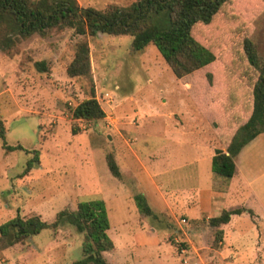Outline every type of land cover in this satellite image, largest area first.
I'll return each instance as SVG.
<instances>
[{"label":"rangeland","instance_id":"374dc122","mask_svg":"<svg viewBox=\"0 0 264 264\" xmlns=\"http://www.w3.org/2000/svg\"><path fill=\"white\" fill-rule=\"evenodd\" d=\"M134 1L78 0L81 6L99 10L109 4L128 6ZM197 33L201 41L212 46L218 58L182 78L173 74L152 44L137 52L129 35L87 36L95 94L106 112L104 119L96 121L70 117L69 107H74L90 89L87 79L70 78L66 73L75 45L82 38L72 29L52 32L46 37L35 34L20 38L9 51L0 49V126L4 127V138L0 134V224L17 211L23 216L39 214L51 223L60 210H75L79 201L101 197L103 183L115 185L114 181L109 182L113 176L106 164V155L123 145L137 149L146 166L147 173L140 168L134 172L140 183L138 191L146 193L154 210L165 208L157 187L169 194V188L183 191L194 184L190 179L194 166L185 163L199 159L197 153L203 151L191 147L206 136L211 143L215 142L213 131L214 135L219 132L217 144L224 146L235 131L236 116L246 115L242 107L232 106L235 100L229 96L233 87L247 88L248 74L252 75L243 54L245 36L251 37L264 58V2L234 0L211 27L199 28ZM40 60L47 61L49 72L37 70L35 62ZM236 68L242 76L243 72L247 75L237 77ZM106 94L109 96L104 99ZM161 113L165 114L163 120ZM169 113L174 118L168 119ZM117 117H126V121L120 123ZM167 121H175L177 128ZM73 127L77 129L76 134ZM17 145L22 149L7 148ZM161 146L164 148L157 150ZM35 150L40 153V167L32 169L27 174L30 178L24 180V168ZM152 153L158 161L149 158ZM166 154L171 157H165ZM210 158L205 156L209 169ZM176 160L180 165L172 169L171 164ZM219 177L225 179L216 175V179ZM207 184L212 182L208 179L200 182V186ZM108 202V235L115 249L104 252L107 262L183 264L186 259L188 264H220L202 260L197 252L190 251L183 217L181 224H174L165 212L157 219L140 212L126 213L122 197ZM242 224L246 232L240 247L246 249L244 256H247L253 235L248 229L249 220ZM127 225L135 227L133 232L144 233L154 226V234L168 243V251L158 248L157 252L160 257L166 253L167 258L159 259L152 246L136 248L132 257L127 255L129 248L125 244L130 239ZM82 239L69 225L46 228L10 248L0 245V264H71L82 257ZM203 241H207V236L198 241L199 245ZM218 246L212 238L210 247ZM206 252L213 254L209 249Z\"/></svg>","mask_w":264,"mask_h":264},{"label":"trees","instance_id":"16d2710c","mask_svg":"<svg viewBox=\"0 0 264 264\" xmlns=\"http://www.w3.org/2000/svg\"><path fill=\"white\" fill-rule=\"evenodd\" d=\"M234 0H136L128 6L109 4L105 9L81 6L78 0H0V49L9 51L18 39H27L35 34L46 37L52 32L72 29L82 38L76 43L74 57L66 69L70 78L87 79L90 89L74 107H69L70 117L80 121H96L106 117L98 101L92 79L91 50L87 36L98 33L132 37L134 51H142L154 45L177 78L190 75L212 63L218 55L212 46L198 37V30L211 27L225 7ZM264 2V0H262ZM245 61L250 68L247 88L236 87L230 92L232 106L242 107L246 115L236 116L235 131L223 148H216L211 160L212 172L226 179L237 173L236 157L256 136L264 132V58L249 36L242 43ZM40 72H49L47 61L35 62ZM237 77H244L237 68ZM239 82V81H238ZM236 82V83H238ZM248 82V81H247ZM233 102V101H232ZM212 117V115H208ZM238 123V124H237ZM219 127H221L219 125ZM73 134L77 133L75 127ZM217 132V129H216ZM4 138V127L0 126ZM219 135V132H217ZM9 150L22 146H7ZM39 151L35 150L27 161L23 175L40 164ZM110 173L121 178V171L114 152L106 155ZM141 215L157 219L142 194L135 196ZM254 212L245 207L224 209L207 221L212 229L214 244L223 240L224 228L233 215ZM69 225L82 235V257L71 264H111L104 252L115 249L108 235L110 220L106 203L102 198L79 201L75 210H60L51 223L41 215L32 213L23 216L19 212L0 224V245L7 249L23 243L43 229H57Z\"/></svg>","mask_w":264,"mask_h":264},{"label":"crops","instance_id":"0c3cea01","mask_svg":"<svg viewBox=\"0 0 264 264\" xmlns=\"http://www.w3.org/2000/svg\"><path fill=\"white\" fill-rule=\"evenodd\" d=\"M159 116L162 117V120L165 118L163 113L159 114ZM125 118L120 117L118 120L120 123L122 121L125 122ZM149 118L156 119L157 117ZM167 118H174V114L169 113ZM171 123L174 124V127L176 126L175 121ZM123 127H126V124ZM123 127L120 128L123 129ZM213 132L212 137L215 142L211 143L207 136L202 141L196 142L194 148L191 147V149L203 151L202 153H197L200 158L193 162L185 163L186 166H194L193 174L190 175V179L195 182L194 184H191L183 191H171L169 188V194L163 193L160 187L156 188L160 193L159 197L163 201L165 208L154 210L152 204L148 202L146 193L138 191L140 183L138 184L137 172L135 173L134 170L138 171L140 168L147 173V169L138 156V150L132 146L126 147L123 145L118 151L114 150L116 161L121 171V178L114 177L112 174V178L108 176L110 178L109 182L112 180L115 185L107 186L106 183H103L100 190L101 197L98 198H102L106 203V207H108V203H110L108 201H115L118 197H122L125 200L126 213L133 215V213L139 214L134 197L137 194H142L157 216L165 212L174 220V224L176 222L181 224L182 217L186 220V238L190 244V251L194 254L197 252L202 260H211L220 264H264V132L250 141L238 154L236 157L237 173L230 179H222L220 177L216 179V174L211 169V161L210 169L205 163V156L211 157L210 159L212 160L215 149L223 148V146L217 144L219 136L214 135ZM199 135L204 134L199 133ZM163 148L164 146H161L157 150H162ZM154 154H150L149 158L153 157V159L157 160L158 158ZM165 157L169 158L171 154H166ZM177 165H180L178 160L172 162L171 168L176 169ZM202 166L204 169H202ZM29 178L30 176L26 175L22 179L27 180ZM204 179L210 180L212 184L200 186L201 180ZM235 207L250 209L254 212V216L252 217L248 212L233 215L230 222L223 226L224 237L219 243V248L210 247V244H212V229L207 226L208 219L219 215L224 209ZM179 213L180 216L178 218ZM246 219L249 220L250 224L247 225L252 232L253 238L251 247L246 253L247 256H244L246 249H242L240 245L242 246L241 238L246 232L242 222ZM126 223L127 221L124 222V224ZM227 227H230L229 232L226 231ZM127 228L130 238L125 244L129 248L127 255L132 257L136 248H147L150 246L154 247L156 252L158 248L168 251V246L166 245L168 243L162 242L161 237L154 234V226H152L150 232L146 233L142 230L133 232L135 227L129 225H127ZM205 236H207V241H203L199 245L198 241L201 242ZM209 239L211 243H209ZM208 249L213 251L212 255L207 254L206 251ZM157 256L159 259L162 257L164 259L167 258L166 253L160 257L157 252ZM226 257H229V260H226ZM188 258L191 259V255ZM124 263L129 264V261L126 260Z\"/></svg>","mask_w":264,"mask_h":264},{"label":"built area","instance_id":"2783aa9c","mask_svg":"<svg viewBox=\"0 0 264 264\" xmlns=\"http://www.w3.org/2000/svg\"><path fill=\"white\" fill-rule=\"evenodd\" d=\"M108 96H109V94H106V95L104 96V99H106V97H108ZM96 97H97V96H96ZM97 99H98L99 102H101L100 99H99L98 97H97ZM182 222H186V220H185V219H182ZM182 251L184 252V250H182ZM183 264H188V260L185 259L184 262H183Z\"/></svg>","mask_w":264,"mask_h":264}]
</instances>
